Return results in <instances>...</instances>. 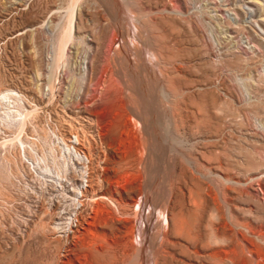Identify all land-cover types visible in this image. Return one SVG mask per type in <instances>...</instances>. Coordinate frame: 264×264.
Segmentation results:
<instances>
[{
	"label": "rangeland",
	"instance_id": "1",
	"mask_svg": "<svg viewBox=\"0 0 264 264\" xmlns=\"http://www.w3.org/2000/svg\"><path fill=\"white\" fill-rule=\"evenodd\" d=\"M70 1L0 0V264H264V0Z\"/></svg>",
	"mask_w": 264,
	"mask_h": 264
},
{
	"label": "bare ground",
	"instance_id": "2",
	"mask_svg": "<svg viewBox=\"0 0 264 264\" xmlns=\"http://www.w3.org/2000/svg\"><path fill=\"white\" fill-rule=\"evenodd\" d=\"M71 1H72V0H71ZM71 1H70V2H71ZM75 1H76V0H75ZM74 5H76V2H75V4L73 3L72 5H70V8H71V10H70V11H71V15H70V19H69V21H68L69 24H70V27H71V25H73V24H72V21L74 20V11H75V10H74V7H75ZM72 19H73V20H72ZM67 30H69V28H68ZM67 30H66V32H67ZM69 33H71L70 30H69ZM69 35H70V34H69ZM71 35H72V34H71ZM61 37H62V36H60V39H59L60 42L63 41ZM68 37H69V36H68ZM71 37H72V36H70V38H71ZM66 38H67V37H66ZM66 40H67V39H66ZM64 42H65V39H64ZM58 43H59V42H58ZM60 44H62V43H60ZM63 44H64V43H63ZM65 45H66V44H65ZM60 46H61V45H60ZM60 46H59V44H58V49L61 48ZM63 46H64V45H63ZM64 47H65V46H64ZM63 49H64V48H63ZM62 51H64V50H62ZM57 52H58V51H57ZM60 52H61V49H60ZM56 54H57V53H56ZM54 57H55V55H54ZM54 57H53V58H54ZM58 57L60 58V56H57L56 58L59 59ZM54 59H55V58H54ZM54 59H53V62H56V61H54ZM59 61H60V60H59ZM85 62H86V61H85ZM56 63H58V62H56ZM84 67H85V66H84ZM4 89H5V88H4ZM1 90H2V88H1ZM2 93H3V90H2ZM2 93H1V94H2ZM4 93H5V95H6V93H7V94H8V97H9V95H11V97H20V94L17 93V91H14L12 88H9V89L7 88V89H5V92H4ZM4 93H3V94H4ZM1 94H0V95H1ZM22 95H23V94H22ZM9 98H10V97H9ZM10 100H11V99H10ZM18 100H19V99H18ZM16 101H17V99H16ZM19 101H20V100H19ZM14 106H15V105H14ZM19 112H20V111H19ZM55 123L57 124V127H58V128H60L61 125H63V121L59 120L58 118L55 120ZM63 138H64V137H63ZM83 139H84V138H83ZM82 142H83V140H82L80 137L76 136V143H77L78 146L75 147V151H76V150L78 151L77 148L82 144ZM87 159H88V158H87ZM88 167H89V166H88ZM90 187H92V186H91V184H90V182H89V183H87V184L85 185V187H84L82 190H80V196H81V197H83V196L86 197L85 194H86L87 191L90 189ZM76 219H77V218H76ZM76 221H77V223L75 224L76 226H77L78 224H81V221H80L79 219H77Z\"/></svg>",
	"mask_w": 264,
	"mask_h": 264
}]
</instances>
